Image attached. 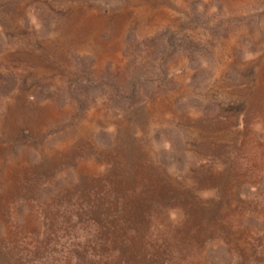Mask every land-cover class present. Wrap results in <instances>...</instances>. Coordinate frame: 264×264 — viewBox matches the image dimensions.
<instances>
[{
  "label": "rangeland",
  "instance_id": "374dc122",
  "mask_svg": "<svg viewBox=\"0 0 264 264\" xmlns=\"http://www.w3.org/2000/svg\"><path fill=\"white\" fill-rule=\"evenodd\" d=\"M0 264H264V0H0Z\"/></svg>",
  "mask_w": 264,
  "mask_h": 264
}]
</instances>
